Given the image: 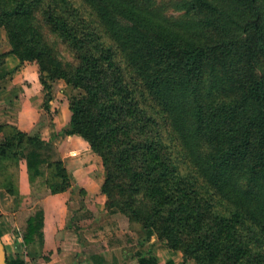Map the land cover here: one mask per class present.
<instances>
[{
	"label": "trees",
	"instance_id": "1",
	"mask_svg": "<svg viewBox=\"0 0 264 264\" xmlns=\"http://www.w3.org/2000/svg\"><path fill=\"white\" fill-rule=\"evenodd\" d=\"M184 1L191 15L173 19L143 0H0V27L10 52L39 63L47 110L45 64L82 90L63 132L102 156L107 205L140 211L148 235L196 264H264V63L252 38L264 34V0ZM38 16L72 48L73 69L52 56ZM9 132L0 155L18 163L28 151L33 176L48 163L53 193L73 185L63 160L37 151L38 133ZM117 176L131 199L114 204ZM5 187L15 194L13 174ZM43 222L39 209L25 241Z\"/></svg>",
	"mask_w": 264,
	"mask_h": 264
},
{
	"label": "crops",
	"instance_id": "2",
	"mask_svg": "<svg viewBox=\"0 0 264 264\" xmlns=\"http://www.w3.org/2000/svg\"><path fill=\"white\" fill-rule=\"evenodd\" d=\"M10 50L7 32L0 27V54L6 53L0 57V143L14 127L28 134L37 130L41 139L37 151L51 161L63 160L73 185L53 193L47 183L48 163L41 164V174L33 176L28 168V151L18 163L0 155V237L7 264H138L140 256L113 254L105 248L101 252V240L107 248L113 242L104 233L101 236V225H107L111 214L101 220L105 207L101 205L102 179L96 181L99 160L82 136L64 134L71 117L69 102L54 96L47 110L38 65L21 60ZM52 144L57 145V151L50 156ZM10 174L15 194L5 187ZM77 186L85 188L84 198L74 190ZM39 209L44 216L41 234L35 233L27 242L28 219Z\"/></svg>",
	"mask_w": 264,
	"mask_h": 264
},
{
	"label": "rangeland",
	"instance_id": "3",
	"mask_svg": "<svg viewBox=\"0 0 264 264\" xmlns=\"http://www.w3.org/2000/svg\"><path fill=\"white\" fill-rule=\"evenodd\" d=\"M150 1L151 3H157L164 7L166 14L173 19H179L189 14L188 5L184 0H143ZM191 15V13H190ZM38 25L43 34L44 40L48 47L51 50L52 56L56 59L62 61V64L68 68L73 69L78 63L75 53L72 51V48L68 46V44L55 32L50 30L49 25L46 23L45 18L43 16H38ZM242 36H246V33ZM252 38L256 39L258 43V53L260 57H262L261 61L257 65H261L264 63V54H262L264 47V34L260 31H254ZM251 41H253L251 39ZM113 44V43H112ZM263 46V47H262ZM48 48V49H49ZM115 50V47H114ZM39 67L40 66L37 61H34ZM123 68H126V64L122 63ZM220 64V63H217ZM49 68L47 64L44 65V80L47 83V87L50 90L52 98L54 96L62 97L66 101L72 103L75 98H78L82 95V90L72 83L67 82L64 78H53L50 76L48 72ZM37 130L35 133L37 134ZM90 145V144H89ZM92 150V149H91ZM57 151V145L52 144V149L49 154L52 156ZM93 151V150H92ZM95 157L99 160V173L96 175V181H101L102 185L104 184L107 176L106 167L103 164V159L100 154L93 151ZM116 184L114 183L113 190L114 195H112L113 203H120L123 199H126L128 195H123L119 192L120 185L122 183V178L117 176ZM101 185V193L103 194L104 201L102 200L101 205L105 207L103 211H101L100 217L101 220L107 218V214H111L110 220L107 219V225H101V236L104 233V236L108 238L112 247L107 248L106 244H104L103 240H101V252L103 248L107 249V251L112 252L113 254H125L131 255L133 257H138L143 254V257H152L156 258L159 263H163L171 258H174L178 264H196V260L191 254H185L180 247L171 248L167 241V238L160 235L157 231L153 230L151 235H148V231L150 229V224L146 223L143 220V214L140 211L135 212L131 209H127L128 214L126 212L120 211V209L116 205H107L106 201L108 200L107 195L103 192ZM77 190L83 198L86 195V191L84 187L77 186L74 188ZM130 199L131 197L128 196ZM132 198H136L134 195ZM111 200V201H112ZM84 203V199L82 200ZM82 202H80L81 204ZM107 211V212H106ZM139 260V258H138Z\"/></svg>",
	"mask_w": 264,
	"mask_h": 264
},
{
	"label": "water",
	"instance_id": "4",
	"mask_svg": "<svg viewBox=\"0 0 264 264\" xmlns=\"http://www.w3.org/2000/svg\"><path fill=\"white\" fill-rule=\"evenodd\" d=\"M0 264H7V252L1 237H0Z\"/></svg>",
	"mask_w": 264,
	"mask_h": 264
}]
</instances>
